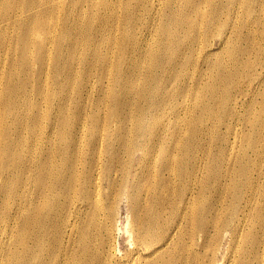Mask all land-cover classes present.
<instances>
[{
	"label": "rangeland",
	"instance_id": "obj_1",
	"mask_svg": "<svg viewBox=\"0 0 264 264\" xmlns=\"http://www.w3.org/2000/svg\"><path fill=\"white\" fill-rule=\"evenodd\" d=\"M0 129V264H63L65 193L44 199L33 173L50 182L81 158L96 176L101 142L119 164L145 154L140 180L166 196L191 176L207 188L264 171V0H0ZM118 189L97 216L107 256L131 250ZM244 231H211L216 264H254L256 230Z\"/></svg>",
	"mask_w": 264,
	"mask_h": 264
},
{
	"label": "bare ground",
	"instance_id": "obj_2",
	"mask_svg": "<svg viewBox=\"0 0 264 264\" xmlns=\"http://www.w3.org/2000/svg\"><path fill=\"white\" fill-rule=\"evenodd\" d=\"M9 143L11 142L8 140L5 145ZM1 145L0 139V148ZM89 151L97 157L105 156L103 165L93 166L96 176L91 174V168L86 164V160L81 158L69 163L61 172L55 171L50 182L48 177L40 174L38 170L33 173L35 179L31 185L44 199L52 197L55 190L65 193L62 197L63 219L60 216L63 220L61 223L64 234L63 264H88L90 259L98 260L99 264H205L199 251L195 249L197 245L205 246L207 243L208 248L205 249H209L210 253V256L206 255L210 258L207 262L216 264L214 257L216 250L219 249L218 240L214 246H210L211 241L208 240H212L211 231L218 238L223 239L229 234L232 236L231 239L235 237L238 239L247 228L256 230V234L251 235L252 251H249L253 255L254 264H264V171L254 173L243 171L231 179L226 177V173L219 174L207 188L197 177L191 176L186 180L182 192L166 196L160 192V187L153 183L149 182L143 186L145 180L140 179L146 176L145 167L148 166L145 154L142 153L141 161L134 164L131 161L124 165L113 161L116 152L110 149V145L101 142L98 147ZM135 151L136 149L132 150V153L135 154ZM102 166L105 171L101 170ZM41 176L45 177L44 182ZM161 178L164 185L174 186V181ZM118 187L119 191L123 189L126 194L123 197L124 201L121 198L114 202L118 212L122 202L125 205L124 233L131 250H128V255L125 256L114 247L113 253L107 256L106 252L110 250L107 249V245L104 247L101 234L103 224L102 221H97L99 219L97 216L105 215L102 203L108 204L113 198L112 193ZM213 187L216 192L214 195L218 198H214L212 203L210 198L214 197L211 194ZM146 192L155 194L152 204L147 199L140 200L142 194ZM17 195L20 197L18 203L21 206L20 192ZM55 202L56 199L47 201L43 207L44 205L47 207L48 203L52 206ZM218 205H221L218 210L221 212L223 210L225 215L227 214L225 218L216 211ZM212 211L216 213L212 214ZM142 213L144 216H141ZM234 216L235 222L230 218ZM228 225L232 226V231ZM116 228L120 231L119 223ZM96 240L99 243L93 247L91 243ZM125 259L128 263H124Z\"/></svg>",
	"mask_w": 264,
	"mask_h": 264
}]
</instances>
